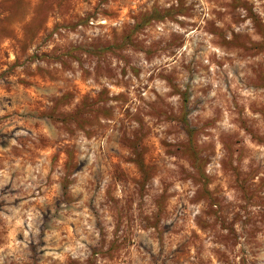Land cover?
Listing matches in <instances>:
<instances>
[{
  "label": "rangeland",
  "instance_id": "374dc122",
  "mask_svg": "<svg viewBox=\"0 0 264 264\" xmlns=\"http://www.w3.org/2000/svg\"><path fill=\"white\" fill-rule=\"evenodd\" d=\"M0 264H264V0H0Z\"/></svg>",
  "mask_w": 264,
  "mask_h": 264
}]
</instances>
